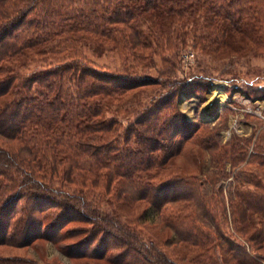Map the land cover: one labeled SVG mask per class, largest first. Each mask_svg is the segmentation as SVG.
<instances>
[{
    "label": "trees",
    "instance_id": "16d2710c",
    "mask_svg": "<svg viewBox=\"0 0 264 264\" xmlns=\"http://www.w3.org/2000/svg\"><path fill=\"white\" fill-rule=\"evenodd\" d=\"M188 41L255 55L264 0H0V246L79 236L61 248L90 264L264 261V144L223 195L226 157L243 161L250 141L221 145L172 103Z\"/></svg>",
    "mask_w": 264,
    "mask_h": 264
},
{
    "label": "rangeland",
    "instance_id": "374dc122",
    "mask_svg": "<svg viewBox=\"0 0 264 264\" xmlns=\"http://www.w3.org/2000/svg\"><path fill=\"white\" fill-rule=\"evenodd\" d=\"M189 42L186 46L179 45L175 49L177 55L171 58L176 61L171 78L182 83L172 103L176 105L182 119L193 126L204 121L210 122L212 133L218 132V136H214L216 140L220 139L221 145L241 140L250 141L243 161L236 160L235 153L226 157L229 159L224 166L221 192L223 195H228L236 184L235 177L238 175V170L242 167H251L245 165V162L250 152H253L252 149L256 148V144H264V49L260 48L256 51L257 55L239 53L231 59L215 58L209 53L205 55L200 53L189 45ZM96 63L115 68L117 59L102 56L96 59ZM165 67L166 65L162 63L158 65L159 70ZM198 77L202 79L197 81ZM183 83L189 85L184 86ZM157 90L158 97H161L166 94L167 89L158 86ZM212 96H214L213 101ZM214 114H216L215 117ZM204 158L206 163H209L207 154ZM192 187V182L185 180L173 189L176 192H186ZM204 188L212 190L209 184H206ZM23 201V199L20 200V202ZM50 222L51 220H47L45 224ZM69 225L72 226V224ZM77 225L88 226L89 223L79 222ZM227 225H222L223 231L238 243L236 239H239L238 235L231 231L229 224ZM76 238L79 236L57 243L35 240L19 248L0 246V255L8 256L9 258L6 259L11 260L6 264H90L91 261L85 259L70 258L67 251L61 248L76 241ZM98 238L93 241V244L99 240ZM244 244L242 242L241 247ZM235 252L247 255V250L244 251L241 248ZM253 254H255L254 251L249 256L253 257ZM96 264L109 263L96 262ZM261 264H264V261Z\"/></svg>",
    "mask_w": 264,
    "mask_h": 264
},
{
    "label": "bare ground",
    "instance_id": "6f19581e",
    "mask_svg": "<svg viewBox=\"0 0 264 264\" xmlns=\"http://www.w3.org/2000/svg\"><path fill=\"white\" fill-rule=\"evenodd\" d=\"M213 98H214V96H212V101H213Z\"/></svg>",
    "mask_w": 264,
    "mask_h": 264
},
{
    "label": "water",
    "instance_id": "95a60500",
    "mask_svg": "<svg viewBox=\"0 0 264 264\" xmlns=\"http://www.w3.org/2000/svg\"><path fill=\"white\" fill-rule=\"evenodd\" d=\"M216 116V114H214V117Z\"/></svg>",
    "mask_w": 264,
    "mask_h": 264
}]
</instances>
